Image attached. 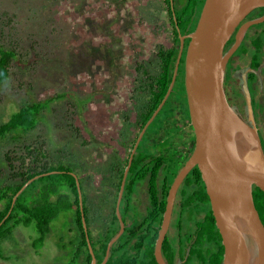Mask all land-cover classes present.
<instances>
[{"label": "rangeland", "instance_id": "obj_1", "mask_svg": "<svg viewBox=\"0 0 264 264\" xmlns=\"http://www.w3.org/2000/svg\"><path fill=\"white\" fill-rule=\"evenodd\" d=\"M112 17L107 35L102 24ZM172 42L163 0H0V44L15 52L0 81V122L21 102L65 92L46 103L31 130L0 139V182L8 176L5 151L41 146L48 161L81 180L86 210L111 209L115 188L104 190L93 164L101 135L108 120L112 130L116 115L131 114L132 99L143 96L142 71L154 73L157 47ZM78 239L72 208L59 210L37 247L32 224L15 225L1 242L0 264H67Z\"/></svg>", "mask_w": 264, "mask_h": 264}, {"label": "flooded vegetation", "instance_id": "obj_2", "mask_svg": "<svg viewBox=\"0 0 264 264\" xmlns=\"http://www.w3.org/2000/svg\"><path fill=\"white\" fill-rule=\"evenodd\" d=\"M163 2L167 14L165 0ZM168 2L173 12V3L177 7L181 0ZM263 8L255 6L244 14L224 42L222 52L228 54L222 85L227 102L235 107L239 116L244 117V96L239 84V75L243 72L264 153V18L249 22L262 14ZM185 38L187 37H183V42ZM180 81L182 88L169 99L165 98L161 105L163 107H159L144 127L132 152L136 136L147 119L141 121L145 94L141 98L132 99L131 114L115 116L119 125L114 124L112 130L108 128L112 127L114 120H108L100 138L101 156L93 164H98L96 167L101 168V177L105 179L104 190L115 188L116 194L122 177L123 184L118 203L119 219L111 218V209L104 211L101 207L90 206L86 210L90 223L87 227L85 222V228L94 264L104 254L103 250L100 255V248L105 236L109 234L105 240L106 245L116 231L119 233L112 241L103 264H159L155 258V240L161 226L169 186L194 142L183 87V60ZM151 124L152 127L147 130ZM209 214L212 215L209 199L199 170L194 164L172 194L169 218L159 244V254L164 264H199L202 252H216L218 243H221L220 235L218 230L219 238L215 234ZM213 225L215 226L214 218ZM198 231L201 235L204 233L203 237L196 236ZM197 248L201 250L200 253L196 252L195 256H191L190 252ZM90 259L86 242L85 245L77 242L67 264H89Z\"/></svg>", "mask_w": 264, "mask_h": 264}, {"label": "water", "instance_id": "obj_3", "mask_svg": "<svg viewBox=\"0 0 264 264\" xmlns=\"http://www.w3.org/2000/svg\"><path fill=\"white\" fill-rule=\"evenodd\" d=\"M255 6L264 7V0L202 1L193 28L187 33H178V49L167 87L133 143L131 152L144 127L162 105L172 87L183 37L186 36L183 87L194 142L169 186L161 226L155 240V258L159 264H164L159 254V244L169 218L172 194L184 174L194 164L203 180L214 223L220 235L222 244L220 264H264V225L254 206L251 192L253 186L264 192V153L243 72L241 76L239 75V84L244 96V117L239 116L235 107L227 102L222 85L224 64L228 54L222 52L223 44L238 20ZM262 18L264 8L262 14L250 19L249 22H256ZM176 29L178 30L177 27ZM50 171L55 170L34 174L23 181L12 194L10 204L29 181ZM68 172L75 180L80 223L91 254L89 264H94L85 228L78 178L73 171ZM122 184L123 177L114 200V214L118 219ZM118 233L119 231H116L107 240L104 254L97 264L104 263L109 247Z\"/></svg>", "mask_w": 264, "mask_h": 264}, {"label": "trees", "instance_id": "obj_4", "mask_svg": "<svg viewBox=\"0 0 264 264\" xmlns=\"http://www.w3.org/2000/svg\"><path fill=\"white\" fill-rule=\"evenodd\" d=\"M202 1L203 0H181L177 7L173 3L172 15L169 2L168 0H165L173 42L168 47H157L155 51L157 68L154 73H147L145 70H141L144 74V78L139 81V84L142 92L145 94L143 104L144 111L141 114V121H144L148 117L152 109L162 97L169 82L176 56L178 33H183L186 30L193 28ZM111 21H113V17L102 24L106 29L107 35L111 33L109 28L112 23ZM186 41L187 38L184 39L183 49L179 57L174 82L166 99H169L173 93H178V89L182 88L180 79L182 73L183 51ZM14 58V50L11 47H5L0 44V81L7 75L10 61ZM137 69L140 68L137 67ZM64 94L65 92H59L41 99L32 98L21 102L4 121L0 122V139L4 138L13 130H20L21 132L31 130L37 123L41 110L46 103L52 98L62 97ZM12 137H14V135H12ZM2 158L8 170V176L6 181L0 182V246L1 242L11 234L15 225L22 224L26 226L32 224L34 230L37 232L39 240V242L34 245L37 247L43 236L49 230V222L54 218L57 211L69 208H72L73 222L78 229V243L85 245L84 231L80 223L75 180L73 175L68 172L71 168L58 160L52 162L48 161L41 146L30 144H23L21 151L17 153L12 152L11 150L5 151ZM48 170L55 171L38 175L36 178L29 181L16 195L12 204H10L12 194L23 181L34 174ZM194 171L196 173L198 172L196 168H194ZM78 183L81 192L82 182L79 178ZM251 192L254 206L264 225V192L255 186L252 187ZM114 200L111 207V218L113 220L116 219L114 214ZM81 201L84 220H86V207L83 202L82 193ZM209 219L215 234L219 238L217 229L213 225V217L211 214H209ZM111 232H113V230H111ZM108 235H106L103 240L100 248V255L103 253L105 240ZM203 235H201L200 231L196 234L197 237H203ZM200 251L201 250L198 248L196 251L192 250L190 252L191 256H195V253H200ZM221 254L222 244L218 243L216 252H210L209 254L202 252V257L201 259L199 258V264H220ZM0 258H3L1 247Z\"/></svg>", "mask_w": 264, "mask_h": 264}]
</instances>
